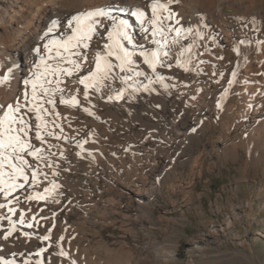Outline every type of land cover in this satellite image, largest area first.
<instances>
[{
    "label": "bare ground",
    "instance_id": "bare-ground-1",
    "mask_svg": "<svg viewBox=\"0 0 264 264\" xmlns=\"http://www.w3.org/2000/svg\"><path fill=\"white\" fill-rule=\"evenodd\" d=\"M154 3L164 6L155 17ZM97 9L111 10L115 19L96 18L97 33L89 47L78 49L87 60L73 56L80 69L58 77L64 92L55 93L54 108L44 105L49 123L43 143L35 139V114L26 115L31 143L42 149L44 159L26 155L33 166L25 169L29 181H18L24 187L7 197L0 192V205H5L0 208V261L226 264L243 255L251 264H264L253 247L256 235L264 238L263 230L235 246L227 239L241 212L247 220V211L256 208L254 199L245 203L233 192L227 206L217 200L211 212L224 214L223 221L208 214L200 232L190 235L185 262L179 250L187 211L157 214L153 206L157 193L168 186L175 194L184 190V200L198 196L197 213L206 216L199 202L204 194L195 187L207 158L211 173L215 161L226 165L241 150L249 161L264 159V0H0V79L8 77L0 83V106L18 100L24 104L25 92L30 99L31 85L25 81L43 71L36 65L41 56L48 57L44 45L70 35L68 22L74 16ZM137 10L145 13L143 23L133 15ZM120 20L133 39L132 44L123 41L135 53L132 67L145 75L114 68L102 85L85 88L79 79L95 71L96 55L106 54L108 32ZM53 21L58 26L48 33ZM141 52L158 53L155 71ZM121 77L131 79L124 83ZM121 91L123 97L115 99ZM73 96L78 105L61 103ZM4 111L0 107V116ZM200 143L204 148L196 152ZM187 165L182 173L179 166ZM37 169L33 180L31 172ZM53 184L59 187L47 199H27L44 195ZM107 227L119 231L112 242L103 234ZM156 229L163 239L153 236Z\"/></svg>",
    "mask_w": 264,
    "mask_h": 264
},
{
    "label": "snow or ice",
    "instance_id": "snow-or-ice-1",
    "mask_svg": "<svg viewBox=\"0 0 264 264\" xmlns=\"http://www.w3.org/2000/svg\"><path fill=\"white\" fill-rule=\"evenodd\" d=\"M163 5L154 3L152 5L153 17L156 16L157 9L163 8ZM122 11V9H121ZM133 15L140 19L141 23L144 22L145 13L143 11L137 10ZM97 17H109L115 19L111 16V10L97 9L95 11H89L85 13H80L72 18L68 22V28L71 30V34L67 35L64 39H53L49 40L47 44L44 45L47 49L48 57H40V63L36 65L37 69L43 68V71H38L35 73V79L26 80L25 84L31 85V98L29 99V94L25 92L24 101L22 104L20 101H16L15 104H9L6 106V111L0 116V192H3L5 197L11 195L17 189L23 188L24 183L29 181V175L25 171L27 168H32L33 166L25 158V156H32L34 158L43 160L41 156L42 149L35 147L31 143L29 138L30 122L26 119L27 113H34L36 120L39 123L34 125L35 139L44 142V135L42 131L47 128L48 121L45 119V115L49 114V109L45 108V104H50L55 107L56 101L53 99L56 92L63 93L64 89L60 87L62 80L58 77L62 75L72 76L74 71H78L81 67L80 62L73 59V56H80L82 60H87L86 56H83L78 49H87L89 43L92 40L94 34L97 33V25L99 21ZM172 18V13H169L168 19ZM73 21L75 25L73 26ZM58 21L52 22V27L48 29V33H52L58 26ZM153 24L157 23L156 19L152 20ZM128 25L125 21L120 20L118 23L113 24V30L108 32V40L110 43L105 45L107 49L106 54L101 55L97 53L95 61V71H90L88 76L79 79V83L83 84L85 88H89L95 85H102L105 80L111 78V73L114 68H119L121 72L127 70L129 72L135 71L132 67L135 64L133 60L134 52L128 50L125 47L123 41L132 44L133 39L129 35ZM156 31H161L162 29H157ZM156 31H153L152 35H156ZM177 35H179V30H176ZM45 33V35H48ZM61 49L63 51H61ZM55 50V52H54ZM36 52L39 53L40 49L37 48ZM54 52V55H53ZM141 56L144 57V63L155 71L157 63L159 62L158 53L153 52L148 54L146 52H141ZM167 55V53H165ZM110 57H114L118 63L113 64ZM48 60L55 61L54 64H49ZM67 63L72 67H63V64ZM11 71V70H9ZM136 76L145 75L141 71H135ZM235 75V74H233ZM50 77H57L56 79H50ZM8 77L4 76L0 79V83L7 81ZM131 79V77H121L124 83ZM55 85L56 87H50V85ZM87 95V93H85ZM123 97V91L119 92L115 99L119 100ZM113 99V97H109ZM61 103L70 104L72 106L78 105L79 101L73 96L70 100L61 99ZM22 109H26L23 112ZM88 111V109H85ZM91 114V113H90ZM59 115V113H55ZM49 136L53 135L51 131L47 133ZM46 175V174H45ZM33 180H37L38 169L31 172ZM23 180L24 183H18V181ZM59 185L53 184L51 188H46L44 190V195L37 193L34 196L27 197L28 200H42L47 199V195L55 190ZM5 207V205H0V208ZM9 211H14V209H9ZM23 223V220L20 221ZM32 225L29 224V227ZM7 239V237H5ZM45 240L49 239L48 236L44 237ZM62 255H67V253H61ZM0 264H6V262L0 261Z\"/></svg>",
    "mask_w": 264,
    "mask_h": 264
},
{
    "label": "rangeland",
    "instance_id": "rangeland-1",
    "mask_svg": "<svg viewBox=\"0 0 264 264\" xmlns=\"http://www.w3.org/2000/svg\"><path fill=\"white\" fill-rule=\"evenodd\" d=\"M204 148V144H196L195 151L199 152ZM211 158L205 160V172L202 178H199L197 185L195 187L197 193H203L202 199L199 201L207 210V215L202 216L197 213L196 206L198 202L196 198L198 196L194 195L192 198L184 200V190H179L172 192L167 187L164 192H158L157 197L154 198V205L157 214L162 213L164 210H174L176 215L182 213V210H186L189 218L184 226L187 233H182L181 235V249L179 250L180 260L185 262L188 258L186 253V245L189 241L190 235H194L200 232L201 226L204 220L210 219L209 213L212 214L213 219L217 221H223L224 214L222 213H212V206L215 205L217 200L224 201L227 206L228 198L236 192L238 200L244 201L245 203L249 199H254L256 208L248 212V219L244 215V211L240 214V220L236 227L233 229L232 234H230L227 239L232 246L239 243V240L245 237H253V233L264 231V159L259 158L257 161H249L247 154L241 150L239 157L236 160L229 159L227 164L224 165L223 161H215L216 165L210 171ZM189 166H179V170L182 173H186ZM172 178H169L167 182H171ZM223 194V196H221ZM182 207V209H178ZM226 211V208L224 212ZM103 234L106 236L109 242L114 241V238L119 231L111 227H107L102 230ZM154 237L158 239H163L164 235L156 229L153 233ZM255 240L253 238V247L255 252L260 257L264 263V238L260 235ZM225 245V244H224ZM251 250L250 248H248ZM226 264H251L243 255L240 258L229 259Z\"/></svg>",
    "mask_w": 264,
    "mask_h": 264
}]
</instances>
